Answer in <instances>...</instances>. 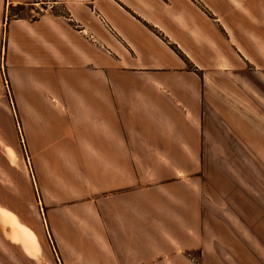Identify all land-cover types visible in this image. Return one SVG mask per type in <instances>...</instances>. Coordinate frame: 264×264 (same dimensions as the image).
Instances as JSON below:
<instances>
[{"label": "crops", "instance_id": "1", "mask_svg": "<svg viewBox=\"0 0 264 264\" xmlns=\"http://www.w3.org/2000/svg\"><path fill=\"white\" fill-rule=\"evenodd\" d=\"M29 2L0 0V80L23 116L59 264H264L255 190L242 214L216 201L199 214L185 182L187 164L209 157L204 131L239 129L264 83V0ZM5 242L17 261L0 252V264L35 263Z\"/></svg>", "mask_w": 264, "mask_h": 264}, {"label": "rangeland", "instance_id": "2", "mask_svg": "<svg viewBox=\"0 0 264 264\" xmlns=\"http://www.w3.org/2000/svg\"><path fill=\"white\" fill-rule=\"evenodd\" d=\"M8 13V15H10ZM2 75V73H1ZM252 98L247 100L239 115L241 127L236 130L214 132L208 128L204 131L210 145H206L205 162L187 164L190 174L185 178L197 198L199 214L203 212L204 203H226L228 209L242 214L247 208L246 194L255 190V198L264 200V83L254 85ZM29 141L24 133L23 116L18 109L12 92L3 75L0 80V252L9 253L17 261V247L6 243V236L19 243L25 253L34 256V264H59L55 256L57 247L48 221V208L45 207L43 190L36 178L38 163L31 153ZM151 164H141L144 182H155L149 172ZM147 173V175H146ZM165 182L170 180H164ZM255 188V189H254ZM248 191V192H247ZM245 193V195H243ZM252 197L253 195H249ZM44 199V201H43ZM192 200V201H194ZM159 203L178 215L188 225L198 229L192 221V212H181L175 205H170L158 197ZM186 201V200H185ZM230 211V210H229ZM162 211L153 212V217L164 221ZM200 216V215H199ZM200 220V217L199 219ZM198 223V221H197ZM173 235H179L172 226ZM51 236V239L49 237ZM38 252V253H37ZM58 253V251H57ZM60 258V257H59ZM195 260V259H193Z\"/></svg>", "mask_w": 264, "mask_h": 264}, {"label": "built area", "instance_id": "3", "mask_svg": "<svg viewBox=\"0 0 264 264\" xmlns=\"http://www.w3.org/2000/svg\"><path fill=\"white\" fill-rule=\"evenodd\" d=\"M28 4L38 7H44L45 9H53L56 5V0H30Z\"/></svg>", "mask_w": 264, "mask_h": 264}]
</instances>
